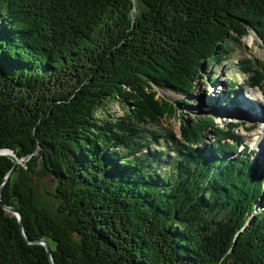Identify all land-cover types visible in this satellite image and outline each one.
<instances>
[{
    "label": "trees",
    "instance_id": "obj_1",
    "mask_svg": "<svg viewBox=\"0 0 264 264\" xmlns=\"http://www.w3.org/2000/svg\"><path fill=\"white\" fill-rule=\"evenodd\" d=\"M249 32L264 44V0H0V150L26 160L0 157V264H51L25 238L53 264H264V170L240 124L154 90L189 101ZM239 62L263 88L264 66ZM111 102L123 115L98 117ZM163 119L180 138L145 131ZM31 177L53 180L55 206Z\"/></svg>",
    "mask_w": 264,
    "mask_h": 264
},
{
    "label": "rangeland",
    "instance_id": "obj_2",
    "mask_svg": "<svg viewBox=\"0 0 264 264\" xmlns=\"http://www.w3.org/2000/svg\"><path fill=\"white\" fill-rule=\"evenodd\" d=\"M230 51V59L228 61L223 62L219 66H209L208 72L213 79V84H208L207 81L200 76L199 81L196 83L197 90L189 97V101L185 102L183 97L177 96L169 91L154 90L157 92V98H162L171 102L181 101L182 107L180 111L184 114L189 113L190 116H198L208 115L209 113L213 120V128H221L223 125L228 127L229 123L232 122L240 124L242 127L240 126L237 130V135L243 140V145L240 147V150L242 151L244 150L243 147H246V152H251L252 158L258 161L261 169H264V150L260 152L259 155L256 145V136L260 139L264 135V121L259 119V108L257 103L258 101L264 103V85L262 86L263 88H255L250 91L245 82V78L241 76L242 74L238 69L240 65L239 61L248 59L254 60L255 63L264 66V44L256 34L249 32V35L242 38L237 44H231ZM239 53L241 56H238ZM232 80L237 82L240 88L234 90V94L229 97L226 94V86ZM241 101H243V103ZM234 103L239 106L237 110L234 109ZM240 103H242V105H248L249 110H243ZM262 111L264 113V108ZM101 113L103 114L101 116L102 118H106L107 114L117 118L123 115V109L118 103L111 102L107 105L105 111H98L96 115L99 117ZM253 123L256 125L254 126ZM249 126H254V128L251 129ZM146 128L145 131L147 130L160 134L169 132L180 138V123L177 119H163L158 126H149ZM145 131L142 133V137L147 143L149 135ZM205 138L206 140L204 139L203 142L200 143L201 145L206 142L211 143L213 140V136L210 132L206 134ZM144 141L143 143H145ZM158 144L159 145L150 144V149H148V151L161 152L164 148H170V145L163 140H160ZM146 151L147 149L144 148L142 153ZM19 160H22L19 165L25 168L26 160ZM11 171L8 174L12 173ZM158 171L159 173L166 174L169 172V167L167 165L158 166ZM30 180L33 187L36 189L39 200L49 206H55L57 202L53 196L55 189L53 180L49 177H31Z\"/></svg>",
    "mask_w": 264,
    "mask_h": 264
},
{
    "label": "water",
    "instance_id": "obj_3",
    "mask_svg": "<svg viewBox=\"0 0 264 264\" xmlns=\"http://www.w3.org/2000/svg\"><path fill=\"white\" fill-rule=\"evenodd\" d=\"M0 157H6L9 160H11L13 162V168L16 165H19L20 162L22 161V160H19L17 158V156L15 155V153L12 150H10V149H2V150H0ZM10 176H11V173L8 174V176L4 179V182H6L9 179ZM4 210L8 214L13 215L17 219L18 224H19V227L21 229V232H22V234H23V236L25 238V234H24V230H23V227H22V222H21V216H20V214L15 209H13L11 207L4 206ZM25 240L29 244L41 245L45 249V251H46V253L48 255V258H49L50 263L53 264L52 257H51V252H50V248H49V244L46 241H44V240H37V241L31 242V241L27 240L26 238H25Z\"/></svg>",
    "mask_w": 264,
    "mask_h": 264
},
{
    "label": "bare ground",
    "instance_id": "obj_4",
    "mask_svg": "<svg viewBox=\"0 0 264 264\" xmlns=\"http://www.w3.org/2000/svg\"><path fill=\"white\" fill-rule=\"evenodd\" d=\"M241 102L243 103V101H241ZM242 103H240V104L242 105ZM257 103H258V108H259V110H258L259 119L264 121V113L262 111L264 108V103L261 101H258ZM242 109L247 111V110H249V106L248 105H242ZM256 137H257L256 145L258 148V154L260 155V152H263V150H264V136H262V137L260 136L261 137L260 139H258V136H256ZM263 156H264V153H263Z\"/></svg>",
    "mask_w": 264,
    "mask_h": 264
}]
</instances>
